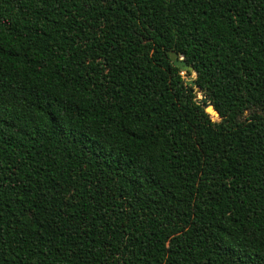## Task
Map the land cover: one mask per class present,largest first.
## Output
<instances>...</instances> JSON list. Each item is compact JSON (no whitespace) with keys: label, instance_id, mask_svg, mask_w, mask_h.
I'll use <instances>...</instances> for the list:
<instances>
[{"label":"trees","instance_id":"16d2710c","mask_svg":"<svg viewBox=\"0 0 264 264\" xmlns=\"http://www.w3.org/2000/svg\"><path fill=\"white\" fill-rule=\"evenodd\" d=\"M0 264H264V0H0Z\"/></svg>","mask_w":264,"mask_h":264},{"label":"water","instance_id":"95a60500","mask_svg":"<svg viewBox=\"0 0 264 264\" xmlns=\"http://www.w3.org/2000/svg\"><path fill=\"white\" fill-rule=\"evenodd\" d=\"M167 54H168V56H169L172 64L174 66L178 67L182 73L189 72L191 74H194V73H192V67L191 66H188L186 64V62L183 60L182 57H179L173 51H168ZM195 77H196L195 74H194V77L193 78L191 76H187L185 78L184 84L187 85V86H191L194 89L193 94H194L195 102L197 104H200L207 113L216 116L219 119L218 121H220V117H219L218 112H216L214 110L213 104L209 100V98L204 93L201 92L200 88L198 87V85L196 83ZM196 94H200L201 96H203V98L200 99V100L197 99L196 98Z\"/></svg>","mask_w":264,"mask_h":264},{"label":"rangeland","instance_id":"374dc122","mask_svg":"<svg viewBox=\"0 0 264 264\" xmlns=\"http://www.w3.org/2000/svg\"><path fill=\"white\" fill-rule=\"evenodd\" d=\"M183 75V74H182ZM191 75H193L194 76V74H190L189 76H191ZM186 78V77H185ZM248 114H249V112H246L245 114H244V117L245 116H248Z\"/></svg>","mask_w":264,"mask_h":264}]
</instances>
